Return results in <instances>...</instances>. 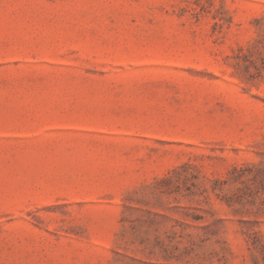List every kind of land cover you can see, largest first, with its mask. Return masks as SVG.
Listing matches in <instances>:
<instances>
[{
	"label": "rangeland",
	"instance_id": "1",
	"mask_svg": "<svg viewBox=\"0 0 264 264\" xmlns=\"http://www.w3.org/2000/svg\"><path fill=\"white\" fill-rule=\"evenodd\" d=\"M0 264H264V0H0Z\"/></svg>",
	"mask_w": 264,
	"mask_h": 264
}]
</instances>
